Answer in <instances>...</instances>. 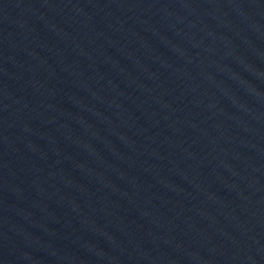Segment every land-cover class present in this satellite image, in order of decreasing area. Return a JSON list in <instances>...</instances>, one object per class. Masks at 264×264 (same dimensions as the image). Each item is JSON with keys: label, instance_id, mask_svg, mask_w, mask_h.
<instances>
[{"label": "water", "instance_id": "95a60500", "mask_svg": "<svg viewBox=\"0 0 264 264\" xmlns=\"http://www.w3.org/2000/svg\"><path fill=\"white\" fill-rule=\"evenodd\" d=\"M0 264H264V0H0Z\"/></svg>", "mask_w": 264, "mask_h": 264}]
</instances>
